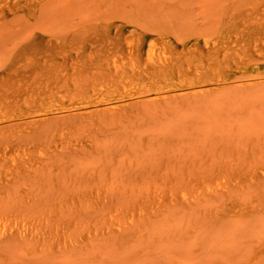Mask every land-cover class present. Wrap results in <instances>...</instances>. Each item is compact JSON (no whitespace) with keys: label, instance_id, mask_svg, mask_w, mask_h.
Instances as JSON below:
<instances>
[{"label":"rangeland","instance_id":"obj_1","mask_svg":"<svg viewBox=\"0 0 264 264\" xmlns=\"http://www.w3.org/2000/svg\"><path fill=\"white\" fill-rule=\"evenodd\" d=\"M7 142L47 158L1 186V220L38 233L0 264H264V0H0Z\"/></svg>","mask_w":264,"mask_h":264},{"label":"bare ground","instance_id":"obj_2","mask_svg":"<svg viewBox=\"0 0 264 264\" xmlns=\"http://www.w3.org/2000/svg\"><path fill=\"white\" fill-rule=\"evenodd\" d=\"M247 25V24H246ZM247 26H251V24H248ZM132 40V39H131ZM129 42V56L131 57L130 58H125L124 61H121L120 63V67H119V72H120V81H122L125 89H126V93L131 91L130 93L132 94H137V92L139 93V89H141L143 87V81H144V78L141 74V67H140V64H141V60H140V54L143 50V46H144V41H139V40H134V41H131ZM159 47V46H158ZM122 48V47H121ZM165 53V52H164ZM119 54V53H118ZM128 57V56H127ZM147 57L149 59V61L151 62V65L150 68L151 69H148V67H146L145 69H147L145 72H144V75H146L147 78H159L160 76H165V75H159L160 74V71L162 72V70H165L170 63H172V56L167 53H165V56L163 58H160V59H157L156 58V46L151 44L149 46V49L147 50ZM120 58V57H119ZM116 60V59H115ZM114 60V61H115ZM113 61V59H112ZM115 63V62H114ZM115 65V64H114ZM119 65V64H118ZM150 65V64H148ZM165 68H164V67ZM96 68V67H94ZM99 68V67H98ZM114 68H116V66H114ZM118 68V66H117ZM164 68V69H163ZM86 69V67H85ZM143 70V69H142ZM85 71V70H84ZM87 71V70H86ZM104 72V71H103ZM106 72V71H105ZM104 72V73H105ZM118 72V71H117ZM101 73V72H100ZM107 73V72H106ZM105 73V74H106ZM143 73V72H142ZM117 74V73H115ZM105 76V75H104ZM145 77V79H146ZM115 80V79H114ZM132 80H136L134 81L135 84H133V82H131ZM154 80V79H153ZM83 81V80H82ZM117 81V80H116ZM79 82V81H78ZM84 82V81H83ZM83 82H79V83H82ZM85 83V82H84ZM110 84V83H109ZM114 84V83H113ZM112 85V84H111ZM83 86V85H82ZM154 86L153 84H150V87ZM113 88V87H112ZM111 89V88H110ZM112 91H114V89H111ZM116 90V89H115ZM112 93V92H111ZM129 94V93H128ZM126 94V95H128ZM110 95V93H109ZM117 95V92L114 91V96ZM138 95V94H137ZM136 95V96H137ZM112 95L108 96V97H111ZM120 97V94L117 95L116 98H119ZM132 96V95H131ZM105 98H103L102 101H104ZM106 99H109V98H106ZM113 99V98H111ZM110 100V99H109ZM101 101V102H102ZM107 101V100H105ZM104 101V102H105ZM100 102V101H99ZM62 136V135H61ZM60 136V137H61ZM4 137V136H3ZM14 137V136H13ZM59 137V136H58ZM56 138V143L54 144V150H58L59 148H61L66 142L62 143V141L64 139H61V138ZM11 139V137H9ZM64 138V137H63ZM3 139V138H2ZM13 139V138H12ZM11 139V141H12ZM16 139V138H14ZM17 140V139H16ZM15 142V140H14ZM12 141V143L15 145ZM88 140L86 139H82V140H78L75 143V145L77 146H85V145H88L87 144ZM4 143V142H3ZM11 143V142H9ZM9 143L7 142L5 144V146H7V151H4L3 149L0 148V153L3 152V155L2 157L0 156V194L3 192V190L1 189V186L3 185H6V184H11L13 182V180L15 178L18 177V175L20 174H24L27 170L30 171L29 169H26V165H30V169L31 171L32 170H37L41 167V165L43 164L44 160L47 158V155H46V152L47 151H41L40 152V155L37 154V158H32L31 157V153H29L28 151H23V149L21 150L22 152H18L16 150H14L13 148L10 147ZM29 143V142H28ZM73 143V144H74ZM70 144V142H69ZM19 145V144H18ZM25 145V144H24ZM28 145V144H27ZM26 145V146H27ZM30 145V144H29ZM34 145V144H33ZM21 146V145H20ZM37 146V145H36ZM18 148V146H16ZM25 147V146H24ZM33 147V146H32ZM16 149V148H15ZM19 149V148H18ZM53 149V148H52ZM52 149H49V150H52ZM30 150V149H29ZM20 151V149H19ZM31 152V150H30ZM10 163V165L12 164V166H10V170L6 169L4 170V167L7 166L8 164L7 163ZM28 168V167H27ZM3 170L5 171L3 173ZM27 171V172H28ZM26 172V173H27ZM17 176V177H16ZM6 213V212H4ZM1 214V213H0ZM1 217V216H0ZM4 217V216H3ZM2 217V218H3ZM5 219V217L3 218ZM2 219V220H3ZM9 219V218H8ZM11 219V218H10ZM7 220V221H10ZM1 220V218H0ZM1 220V221H2ZM6 220V219H5ZM4 221V223H6L7 221ZM17 220H19V218H17ZM15 221V220H14ZM22 221V220H21ZM16 222L15 224H12L10 227H8V223H11V222H7L5 225H7V228H0V240L4 239L5 236L7 234H11V233H16V234H20V235H23V236H27L29 234H33V233H38V228H33V226L30 224V223H27V222ZM12 222H13V219H12ZM3 223V224H4ZM2 224V222H1Z\"/></svg>","mask_w":264,"mask_h":264}]
</instances>
